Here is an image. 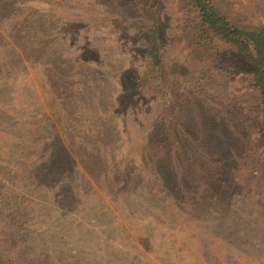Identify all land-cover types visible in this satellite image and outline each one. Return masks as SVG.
<instances>
[{"label":"rangeland","instance_id":"1","mask_svg":"<svg viewBox=\"0 0 264 264\" xmlns=\"http://www.w3.org/2000/svg\"><path fill=\"white\" fill-rule=\"evenodd\" d=\"M24 1L26 0H13V5L21 6L25 4ZM214 1L234 23L246 28L264 29V0ZM44 2L45 0H27V4L39 10L36 18L33 15L29 18L36 20L38 24L35 22V25L42 28L40 35L44 43L46 41L47 48L57 52L55 57L59 60V69L63 70L60 77L70 76L83 83L76 93V90L71 91L73 82L70 83L68 79L69 86L63 88V82L60 83L57 78L52 80L57 88L49 90V93L55 99L57 95L60 98L68 95L70 99L76 95L78 99L72 100L71 106L63 104V108L62 100L50 102V96L46 95L48 87L38 80H46L47 76L40 74V67L31 70L25 61V57L30 56L29 51L23 53L21 49L22 55L19 54L23 59L22 64L26 66L25 70L24 65L16 64L15 54L5 45V62L12 66L13 72L5 77V108L17 111L28 99L32 100L37 96L36 102L42 106L43 112L49 115L48 108L54 105L55 108L62 109L59 116L62 120L66 119V125L78 123L83 126L89 117L94 119L99 116L97 110L100 108L96 105L103 103L101 99H107L110 91L117 92L115 104L128 101L119 110L113 111L116 116L112 119L114 129L121 132L113 135L106 143L105 151L94 158H87L85 152L74 154L73 147L63 141L61 144L52 139L49 144L46 143L42 149L46 152V160L49 158L55 164L50 170H60V175L71 184H77L76 180L82 181L81 174L84 170H92L94 173L98 170H114V166L107 161L108 157L120 165H117V170H138L136 161L132 160V155L128 152L134 145L131 144L132 140L129 142L126 139L123 132L138 137L141 129L138 120L144 126L152 124L155 129L162 126L154 119L160 108L158 93L151 88L148 91L139 90L137 85L145 72V45L141 29L148 25L153 16L156 18L157 41L167 66L168 81L179 92L178 95L184 96L179 100L174 98V109L183 122L196 127L195 135L205 140V151L200 152L202 159L207 163L212 158L208 154L215 153L226 166L235 170L241 162V150L249 141L256 152H259V170H264V119L248 116L251 108L258 103V93L251 84L250 70L231 62L224 64L219 72L212 74V79L204 84L205 87L202 86L204 94L197 85L187 83L186 73L191 60L205 54L196 44L199 18L191 0H52L57 3L52 11L47 10L48 5ZM38 19L53 20L55 24L43 27L42 21ZM189 87H195L194 93L187 91ZM66 89L68 92L64 91ZM83 90L88 94L86 98ZM229 108H232V113ZM40 117L39 114L36 115V119ZM8 126L9 122H5V154L0 152V157L5 156V167L1 165V170H9L6 164L11 160H18L13 149V152H9L11 146L7 135ZM231 126L235 127L236 133H233ZM82 131L80 129L79 132ZM237 133L245 136L243 142L236 137ZM77 137L83 146L94 142L88 136ZM124 143H128L127 147ZM47 149L51 150L49 154ZM152 161L154 166L159 167L153 171L154 176L163 178L168 183L181 179L182 174L173 175V170L166 168L169 161H172L171 157L160 154L154 156ZM25 164L33 169L28 162ZM239 169L235 181L243 177L244 169ZM163 170H170V173L164 174ZM167 176L170 177L169 180ZM130 179L133 181L134 178ZM83 183L88 189L89 185ZM108 190L113 204L119 206L122 201L128 210L124 222L128 225L129 233H119V237L115 233L117 222L109 214L98 219H93V216L74 218L70 215L50 220L47 216H39L30 227L32 232L24 231L11 217L17 208L14 200H0L5 209V214L0 216L2 263L264 264V259L258 256L255 259L248 258L245 253L250 252L253 249L251 247L234 251L227 245L224 246L225 239L236 236L231 244L237 248V235L233 230L232 235L227 234L223 228L217 230V215L211 211L200 219L205 223L196 222L188 226L185 223L195 221L196 217L189 218L186 214L171 209L173 206L168 203L167 209L166 202L161 198H164L163 194L160 196L153 189H149L150 192L140 189L139 192L136 185L130 186L129 181H126L118 186L109 184ZM233 190L227 197L230 214L220 215L219 218H225V223H230L231 226L234 218L236 221L240 218L259 221L264 226V206L261 207L264 202V174L245 176L243 181L238 180ZM162 205L166 210L162 212L164 216L161 219L159 212ZM246 206L253 207L250 213H246ZM156 220H163L164 226L153 228L154 223L149 222ZM213 222V230L221 234L223 240L211 243L204 227L213 228ZM130 228H136L137 233L141 234L138 239L140 243ZM7 237L16 242V249H8V246L5 249ZM255 253L254 255L264 254V249Z\"/></svg>","mask_w":264,"mask_h":264},{"label":"trees","instance_id":"2","mask_svg":"<svg viewBox=\"0 0 264 264\" xmlns=\"http://www.w3.org/2000/svg\"><path fill=\"white\" fill-rule=\"evenodd\" d=\"M191 1L199 18V34L196 44L205 54L191 60L186 73L187 83L197 85L202 92L204 84L209 82L212 79V74L215 71L219 72L224 64L231 62L234 65L247 68L251 72V84L258 93V103L251 108L248 116L264 119V29L246 28L234 23L214 0ZM24 3L21 6H14L13 0H0V134L3 136L0 152L5 154V122H9V133L7 134L11 146L9 152L14 150L18 156L17 161L11 160L6 164L9 170L0 169V200L3 198L14 200L17 208L11 217L15 219L16 223H19L21 229L32 232L30 227L35 224L39 216H47L50 220L53 217L57 219L70 215L74 218L93 216V219H98L109 214L112 220L117 222L115 233L118 237L119 233H129L128 225L124 222L128 210L125 209L126 206L122 201L119 206L114 205L108 190L109 184L118 186L129 181L130 186L136 185L139 192L140 189L145 192H150L149 189H153L160 196L163 194L164 198H161L166 202L167 209H169V204L173 206L171 209H176L189 218L196 217L195 221L185 223L188 226L196 222L205 223L200 219L211 211L217 215L215 218V222L218 221L217 230L223 228L229 235H232L233 230L237 235V248L231 244L236 236L225 239L224 246L227 245L234 251L238 248L251 247L253 249L245 253L248 258L255 259L258 256L264 259V254L254 255L255 251L264 249V226L261 222L248 221L246 218V220L240 218L236 221L234 218L231 226L230 223H225V218L223 220L221 217L219 218L220 215L229 216L227 197L229 192H234V185L238 183V180L243 181L247 175L262 176L264 174V170H259L261 166L259 152H256L255 148L247 141L248 143L244 144L239 155L241 162L235 170L226 166L215 153L208 154L212 158L207 163L202 159L200 152L205 151L203 146L206 143L205 140L195 135L196 127L183 122L174 109L176 106L174 98L179 100L184 96L178 95L179 92L168 81L167 66L157 41L156 18L154 16L149 20L148 25L141 29L145 45L143 49L145 72L137 85L139 90L148 91V88H151L158 93L160 108L154 119L157 124L160 123L162 126L160 129H155L151 126L152 124L144 126V123L138 120L140 124L138 126L141 128L138 137L134 134L129 135L126 131L123 132L126 139L129 142L132 140L131 144L134 145L128 152L129 155H132V160L136 161L138 170H117L120 165L108 157L107 161L114 166V170H98L97 173L92 170H84L81 174L82 181L76 180L77 184L69 183L65 177L60 175V170H57L59 172L50 170V168H54L55 164L49 158L46 160V152L42 150L46 143L49 144L52 139L61 144L63 141L71 148L73 147L74 154L79 155L85 152L87 158H94L95 155L105 151L106 143L113 135L121 132V130L115 131L114 129L112 119L116 116L113 111L119 110L128 101L125 100L120 105L115 104L118 98L117 92L110 91L107 99H101L103 103L96 105L100 108L97 110L99 116L94 119L89 117L88 122L83 126L78 123L73 126L66 125V119L62 120L59 116L62 109H57L54 105L48 108L49 115L43 112L42 106L36 102L37 96L32 100L28 99V102L16 109L17 111L6 109L5 77L13 72L12 66L5 62V45L15 54L17 65H24L22 64L23 59L19 57V54L22 55L21 49L23 53L29 51L30 56L27 58L24 56L25 61L31 70L40 67V74L47 76L46 80L39 78L38 80L48 87L46 95L50 96V102L62 100L61 107L63 108V104L71 106L72 100L78 99L76 95L73 99H70L68 95L61 98L57 95V99H55L49 93V90L53 91L57 88L52 80L59 78L60 83L63 82V88H67L73 82L71 91L76 90V93L80 85L82 88L83 84L70 76L62 75L60 77L63 70L59 69V60L55 57L57 52L47 48L46 41L45 44L40 35L43 31L42 28L39 29L36 26L38 24L36 20L29 18L32 15L36 18L39 15V10L37 7L27 4V0ZM44 3L48 5L47 10L49 11L54 10L57 5L52 0H45ZM154 14H156L155 9ZM38 21H42L43 27H51L52 24H55L53 20L38 19ZM23 69L26 70L25 65ZM194 90L195 87L187 89L189 92ZM64 91L68 92L67 89ZM82 93L86 98L87 92L83 90ZM189 95L191 94L189 93ZM231 109L229 108V111ZM37 114L41 116L38 119H36ZM189 116L193 117L192 114ZM210 123L213 122L210 120ZM206 127H208L207 123ZM231 128L233 133H236L235 127L231 126ZM80 129H83L82 133L79 132ZM77 136H88L94 142L83 146ZM236 137L243 142L245 136L237 133ZM127 145L128 143L125 144V147ZM50 151L47 149V154ZM160 154L171 157L172 161H169L166 168L173 170L171 173L173 175L182 174L181 179L177 178V181L168 183L163 178L154 176L153 171L159 167L153 165L152 159ZM4 157H0V166L5 167ZM27 162L33 168L32 170L26 166ZM240 167L244 169L242 170L243 177L235 181L236 172L240 171ZM163 171L164 174L170 173V170ZM130 178H134L133 181ZM167 178L169 180L170 177L167 176ZM83 182L89 185L88 189L84 187ZM96 198H98L97 202ZM1 204L2 202H0V216L2 217L5 214V209ZM263 206L264 202L261 207L263 208ZM165 207L162 205V210L159 212L161 219L164 216L162 212L166 210ZM252 208V206L244 207L246 213H250ZM215 222H213V228L204 227L211 243L222 239L221 234L213 230ZM149 224H153V228L164 226L163 220H156ZM236 226L237 229H235ZM112 229L114 226L111 227V232H113ZM130 229L139 242L141 234L137 233L136 228ZM54 230L56 231V228ZM149 233L150 231L147 234ZM241 235H245V237ZM7 246L8 249H16L17 244L7 237L5 238V249ZM0 264H3L1 258Z\"/></svg>","mask_w":264,"mask_h":264}]
</instances>
